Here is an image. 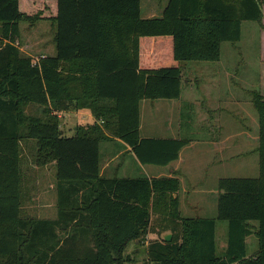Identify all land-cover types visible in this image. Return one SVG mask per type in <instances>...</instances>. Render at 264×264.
Instances as JSON below:
<instances>
[{
  "label": "trees",
  "instance_id": "1",
  "mask_svg": "<svg viewBox=\"0 0 264 264\" xmlns=\"http://www.w3.org/2000/svg\"><path fill=\"white\" fill-rule=\"evenodd\" d=\"M263 4L168 0L161 16L144 18L141 0H55L51 16L34 13V1L0 0V264H124L129 246L156 225L172 233L170 241L147 246L157 264H264V96L258 89L251 96L259 175L220 178L216 218L181 214L177 178L107 177L100 165V143L111 136L128 143L142 163L178 159L187 141L140 136L141 100L179 98L182 63L219 60L221 44L241 38L242 21L264 27ZM40 19L54 26L55 53L33 63L20 48V24ZM84 107L99 122L64 135L56 111ZM31 139L36 164L56 167L55 218L21 213V142ZM217 219L228 221L223 248ZM253 234L258 251L248 255Z\"/></svg>",
  "mask_w": 264,
  "mask_h": 264
},
{
  "label": "rangeland",
  "instance_id": "2",
  "mask_svg": "<svg viewBox=\"0 0 264 264\" xmlns=\"http://www.w3.org/2000/svg\"><path fill=\"white\" fill-rule=\"evenodd\" d=\"M30 1L36 4L34 13L41 11L46 16L55 14V0ZM167 1L141 0L142 17H152V13L157 14L155 17L161 16ZM262 22L264 23V16ZM20 27L19 45L25 54L34 59L33 61L39 59L42 54L55 53L54 26L49 19H40L35 24L22 22ZM182 68L183 82L179 98L141 100L143 102L140 110L142 113L140 134L150 138H177L187 141L182 152L180 151L182 161L178 167H181L180 174L185 172L190 177L186 178L185 184L189 191L186 195L187 202L182 205L180 211L184 217L216 218L220 189L219 180H212L215 168L211 164L214 161L213 156L220 152L215 153L205 140L230 133L232 139L236 141L230 149L231 155L246 153L257 145L258 138L253 142L252 139L246 140L244 135V138L240 136L238 125L252 126V133L259 132L258 114L252 102L251 91L258 89L264 96V27L259 21L244 20L241 23V38L238 41H224L221 44L219 60L184 61ZM32 109L35 110L36 107L33 106L31 111ZM80 120L81 118L73 115L65 117L66 122L63 126L65 128L72 126L71 132L66 131L67 135L74 133L75 126L82 123ZM213 120L218 127L211 126ZM34 141L31 139L21 142L24 190L21 213L33 217L55 218L58 212L56 167L52 163L46 166L36 164ZM100 144L101 162L106 161L107 151L114 153L119 150L113 145L103 147L104 144L106 146L105 142ZM113 162L110 165L113 170L120 164L116 169L118 176L137 177L143 174L139 165L142 162L134 151L123 153ZM142 164L147 168L154 165L156 169H166V165ZM223 175L222 178L245 175L257 177L259 154L255 152L246 157H230V164ZM160 218L161 215L154 216L153 222ZM158 224L168 222L158 221ZM155 227L150 228L148 234L140 241L129 246L125 255L130 259L124 264H157L149 259L147 246L156 239L164 238L165 234L171 231L166 230L169 226ZM227 231L228 221L217 219L216 238L219 248L224 246ZM251 239L255 240V244L250 243ZM248 240L247 251L251 254L258 249V239L256 235H251Z\"/></svg>",
  "mask_w": 264,
  "mask_h": 264
},
{
  "label": "crops",
  "instance_id": "3",
  "mask_svg": "<svg viewBox=\"0 0 264 264\" xmlns=\"http://www.w3.org/2000/svg\"><path fill=\"white\" fill-rule=\"evenodd\" d=\"M150 8H152V7H150ZM161 9L162 8H160V10ZM152 15H153L152 17H154L157 14L156 13H152ZM21 49L23 51V48H21ZM45 55L46 54H42L40 56V58L44 57ZM49 55H52V54H49ZM152 101H154V100H152ZM142 102L140 104V110H141ZM56 112L61 118V128H62V131L64 132V135H66V136H72L75 133V128L78 125L88 126L89 124H92V123H94L96 121L99 122L96 119V117L94 116V114L92 113V111L89 108H87V107L80 108V109H63V110H58ZM71 115H73L74 117L81 118L80 121L82 123H78L75 126L74 133L72 135H67L66 131L71 132L72 126H70V127L68 126V128H65L63 125L66 122L65 121V117L66 116L69 117ZM141 119H142V113H141ZM140 126H142V122H140ZM211 126L218 127L217 124H215V120H213ZM238 127H240V129L238 130L239 131L238 133H240V136L242 138H244L243 137V135H244L246 140L252 139L253 142L258 138L257 145H255L252 149L246 151V153H243V152H241V154H239V153L233 154L232 153L233 155H231L230 149H231V147H233V145L236 143V141H234L232 139L231 134L228 133V132H227L226 135H221L219 137H215V138H211V139H206L205 140L206 142H208L212 146L213 151L215 153L220 152L219 154L213 156L214 161H212V164H211L215 168V172L212 174V180L214 179V181L215 180H219L220 178H222V176H224L223 173L225 172L226 167H228L229 164H230V157H235V156L246 157V156H249L250 153L257 152V147L259 145V132H258V134H257V132L252 133V126H248V125H246V126L245 125H243V126L238 125ZM140 136H141V134H140ZM141 137H144V136H141ZM145 137H149V136H145ZM102 142L106 143V146L104 144L103 147L107 148V147H110L111 145H113V147L116 146L119 150L114 152V153H111V151H107V153H106L107 159H106L105 162H101V159H100L101 174L104 175V176H107V177H127V176H118L116 174L117 166L120 165V164H117V166H116V168L114 170H113V167L110 168V165H112L114 163L113 161L115 160V158L116 159L119 158L123 153L133 151L131 146L128 143H126L124 140H122L121 138L114 137V136L113 137L111 136L110 139L104 140ZM109 143H114V144H109ZM101 147L102 146L100 144V157H101ZM181 161H182V153H180L178 159H176L174 161H171L169 164H167L165 166L166 169H156V168L153 167L154 165H150L151 168H147V166L143 165L142 163H139L140 169L143 172V174L139 175V176L146 175L149 178H153V177H171V178H177L179 180L180 188H179L178 195L180 197V208L182 207V205H184L187 202L186 201V195H187V193L189 191V189H188L189 187L186 186L185 184H186L187 179L190 178L189 175L187 173H185V172L180 174L181 167L180 166L178 167V164ZM119 169L120 168H118V170ZM242 177H255V176L245 175V176H242ZM175 196H177V194H175ZM181 214H182V212H181ZM253 235H255V234H253ZM246 242H247V245H248V243H249L248 237L246 239ZM250 243L251 244H255V240L251 239ZM226 245H227V235L225 236V243H224V246H222V247H225ZM257 251H258V249L256 251H254L253 253L248 254V255H254Z\"/></svg>",
  "mask_w": 264,
  "mask_h": 264
},
{
  "label": "water",
  "instance_id": "4",
  "mask_svg": "<svg viewBox=\"0 0 264 264\" xmlns=\"http://www.w3.org/2000/svg\"><path fill=\"white\" fill-rule=\"evenodd\" d=\"M164 239L166 241H170L172 239V233H166L165 236H164Z\"/></svg>",
  "mask_w": 264,
  "mask_h": 264
},
{
  "label": "built area",
  "instance_id": "5",
  "mask_svg": "<svg viewBox=\"0 0 264 264\" xmlns=\"http://www.w3.org/2000/svg\"><path fill=\"white\" fill-rule=\"evenodd\" d=\"M39 60H40V58H39V59H37L36 61H33V63H37Z\"/></svg>",
  "mask_w": 264,
  "mask_h": 264
}]
</instances>
